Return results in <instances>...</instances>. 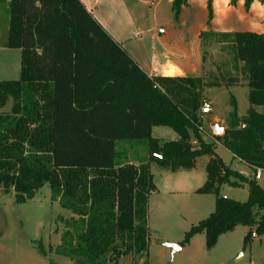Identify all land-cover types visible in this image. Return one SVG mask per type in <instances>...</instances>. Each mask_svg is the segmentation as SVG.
<instances>
[{
    "label": "trees",
    "instance_id": "trees-1",
    "mask_svg": "<svg viewBox=\"0 0 264 264\" xmlns=\"http://www.w3.org/2000/svg\"><path fill=\"white\" fill-rule=\"evenodd\" d=\"M244 1L249 6L254 0ZM0 3L9 6L6 47L21 50L19 79L0 80V188L25 203L49 184L52 199L73 213L56 253L76 264H108L133 254L136 264L148 250L149 202L158 191L151 164L189 171L201 156L208 157L206 180L195 192L214 195L215 208L186 232L181 246L204 233L211 249L238 225L250 228L245 247L253 234L264 233V188L256 178L264 171V32L204 30L205 45L231 49L230 69L204 77L150 76L81 0ZM187 3L173 0L177 20ZM208 10L211 19L212 0ZM243 81L246 115H239L232 97L226 130L206 141L200 129L204 89ZM156 126L178 137L160 140L153 136ZM119 140H146L147 159L122 160ZM217 142L255 176L228 166ZM243 183L246 201L222 194L223 185Z\"/></svg>",
    "mask_w": 264,
    "mask_h": 264
},
{
    "label": "rangeland",
    "instance_id": "rangeland-1",
    "mask_svg": "<svg viewBox=\"0 0 264 264\" xmlns=\"http://www.w3.org/2000/svg\"><path fill=\"white\" fill-rule=\"evenodd\" d=\"M208 1L189 0L178 20L167 0H162L156 13L154 6L141 0H119L112 7L107 2L101 8L102 15L96 11L93 15L108 23L113 31L118 27V39L125 40L124 47L132 54L134 52L143 58L145 54L157 57L161 49L166 47L177 53L178 57L170 59L174 66L166 69L167 76H182L181 70L190 68L189 74L192 76L204 77L209 71L218 73L221 69L227 70L233 62V53L221 43L205 45L200 37L202 31L264 32V2L254 0L246 6L244 0H212L213 14L210 19ZM20 71L21 50L0 49V80H17ZM248 90L247 86L241 85L204 89V96L213 102L212 112L202 114L203 127L211 136L214 129L208 126L210 115L222 118L229 115L232 97L237 100L238 112L246 114L249 107ZM10 108L11 102L2 110L9 111ZM260 109L263 111L264 107ZM154 135L161 140L178 137L168 126L155 127ZM203 136L206 140L210 137L205 133ZM117 150L122 160L142 162L147 159L146 140H119ZM217 151L226 162L231 163L233 156L228 148L218 144ZM207 159V156L199 157L196 168L189 171L172 172L151 164L158 191L152 194L149 202L148 250L142 259L137 258L136 264H143L144 260L147 264H264V233L252 236L245 247L244 237L250 229L245 225H238L234 230L220 235L211 249L206 247L204 233L195 235L189 243L181 246L186 232L209 216L215 208L214 195L176 192L184 180L197 186L203 184L206 180ZM240 165L234 163V168H241L255 176L245 164ZM259 181L264 187V174ZM222 192L230 198L246 201L249 187L247 184L245 187L230 188V185L225 184ZM51 194L49 184H45L34 198L17 203L14 192L5 193L0 188V264H50L52 261L57 264H76L68 256L55 251L61 244L63 232L68 229L65 221L73 213L52 199ZM40 242L45 254L41 252ZM168 244L180 248L175 249ZM132 257L133 254L123 256L108 264H134L135 257Z\"/></svg>",
    "mask_w": 264,
    "mask_h": 264
},
{
    "label": "crops",
    "instance_id": "crops-1",
    "mask_svg": "<svg viewBox=\"0 0 264 264\" xmlns=\"http://www.w3.org/2000/svg\"><path fill=\"white\" fill-rule=\"evenodd\" d=\"M85 6L87 7V9L93 14L94 11L98 12V14L102 15L101 13V8L106 5V3L108 2L109 5L112 7L113 4H115L117 1L119 0H81ZM142 2L144 3H149L150 5L154 6V12L156 13V9H158L161 5V2L162 0H152V1H144V0H141ZM167 2L170 3V6H171V11L173 10V0H167ZM261 2H264V1H261ZM189 4V0H188V3L186 5L183 6V8L185 6H187ZM158 5V7L156 8V6ZM182 8V9H183ZM174 11V10H173ZM154 13V14H155ZM97 14V15H98ZM95 15V14H94ZM96 19L98 16H95ZM100 18L98 17V21L103 25V27L111 34V36L118 42L120 43V45H122V47L126 50L127 48L124 47L125 45V40H120L118 39V27L115 31L111 30L108 23H106L105 21H102V20H99ZM8 21H9V6H8V3H0V23H1V26H0V35H1V40H0V49H7L8 47H6V37H7V31H8ZM120 24L122 25V22H120ZM169 44V43H168ZM133 58L134 60L150 75V76H156V75H163V76H167L168 72L166 71V69H168L169 66H174V64L170 61V59L172 57H178L179 55H177V53L173 52L170 50L169 47H166V48H162L160 53H159V56L155 57V56H152L151 54H145V58L143 57H140V56H137L136 54H133L131 53L130 50H126ZM150 53V52H149ZM139 57V58H138ZM173 59V58H172ZM241 65H243V63H241ZM189 69L190 68H185V69H182L181 71H183V74L182 76H187V75H190L192 76L191 74H189ZM241 86H246L245 84H240ZM239 86V85H237ZM208 98V97H207ZM237 101V100H236ZM208 103L211 105L212 107V110H213V102L212 100H210L208 98ZM249 108V107H248ZM247 108V109H248ZM231 111V110H230ZM262 111V110H261ZM264 113V110L262 111ZM240 116H244L246 114H241L240 112H238ZM209 123H208V126L210 128H212L213 130V135H222L224 133V131L226 130L227 126H228V115L225 116V118H222V117H219L217 115H210V119H209ZM157 127V126H156ZM154 130H155V127L153 128V136L156 137L154 135ZM217 130H220L218 133H217ZM210 136L208 140L206 141H209L213 138H215L214 136ZM158 138V137H156ZM205 138V136H204ZM160 139V138H159ZM176 139V138H175ZM206 139V138H205ZM161 140V139H160ZM193 142L195 143V140H193ZM218 144H221L219 142H217V145ZM217 145H216V152L218 153L217 151ZM222 145V144H221ZM219 154V153H218ZM220 155V154H219ZM221 156V155H220ZM233 156V159L231 161V163H228L225 161V159L222 157V159L224 160V162L230 166L232 169L234 170H237L239 171L241 174L245 175L246 177L248 178H252L254 177L252 174H249L248 172H244V170H242L241 168L237 169V168H234V163H236L237 166H241L240 164L243 163L245 164L251 171L252 170V167H250V165L246 164L245 162L239 160L238 158H235L234 155L232 154ZM208 161V159H207ZM136 164H139L137 162H134ZM197 165V164H196ZM194 170V169H193ZM191 174V173H189ZM264 174V173H263ZM262 174V175H263ZM260 179H262V176L261 178H257L259 184L263 187V185L260 183ZM204 178H202L201 181H203ZM205 182V181H204ZM203 182V183H204ZM199 183V182H198ZM202 182H200L201 184ZM199 185V184H198ZM245 185H247L246 183H243L241 184L240 186H230V188H238V187H245ZM180 189L177 190L176 192L178 193H190V192H195L196 189L200 186H197L196 184H191L189 182H186L185 180L183 181V183L180 184ZM264 188V187H263ZM225 192H222V194L224 196H226L224 194ZM199 195H206V194H199ZM152 196V195H151ZM228 197V196H226ZM235 199V198H234ZM130 256V255H129ZM133 258V257H132ZM131 260V259H130ZM134 262V261H133Z\"/></svg>",
    "mask_w": 264,
    "mask_h": 264
},
{
    "label": "built area",
    "instance_id": "built-area-1",
    "mask_svg": "<svg viewBox=\"0 0 264 264\" xmlns=\"http://www.w3.org/2000/svg\"><path fill=\"white\" fill-rule=\"evenodd\" d=\"M202 112L204 114H210L212 112V107L209 103H205L202 107ZM202 133H205L206 135L208 136H211V134H209L205 129L204 127H200ZM264 173V171L262 169H259L257 174H256V178H261L262 174Z\"/></svg>",
    "mask_w": 264,
    "mask_h": 264
},
{
    "label": "water",
    "instance_id": "water-1",
    "mask_svg": "<svg viewBox=\"0 0 264 264\" xmlns=\"http://www.w3.org/2000/svg\"><path fill=\"white\" fill-rule=\"evenodd\" d=\"M160 157H161V155H160ZM253 237H256V235L253 234ZM168 245L171 246V247H174L175 249L180 248L179 246H177V245H175V244H168Z\"/></svg>",
    "mask_w": 264,
    "mask_h": 264
}]
</instances>
